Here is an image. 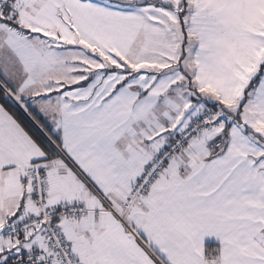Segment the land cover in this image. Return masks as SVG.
Here are the masks:
<instances>
[{"label":"snow or ice","instance_id":"6c2138e0","mask_svg":"<svg viewBox=\"0 0 264 264\" xmlns=\"http://www.w3.org/2000/svg\"><path fill=\"white\" fill-rule=\"evenodd\" d=\"M0 264H264V0H0Z\"/></svg>","mask_w":264,"mask_h":264}]
</instances>
